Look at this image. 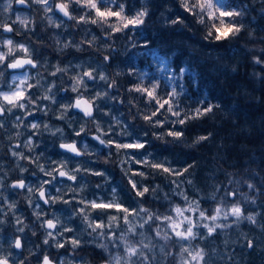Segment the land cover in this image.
<instances>
[{"label": "clouds", "instance_id": "obj_1", "mask_svg": "<svg viewBox=\"0 0 264 264\" xmlns=\"http://www.w3.org/2000/svg\"><path fill=\"white\" fill-rule=\"evenodd\" d=\"M175 5L187 18L165 5L150 20L129 0H0V264H208L200 228L255 225L245 208L264 188V159L200 130L220 105L117 57L136 46L134 31L178 27L243 49L253 88H264V32L239 0Z\"/></svg>", "mask_w": 264, "mask_h": 264}, {"label": "trees", "instance_id": "obj_2", "mask_svg": "<svg viewBox=\"0 0 264 264\" xmlns=\"http://www.w3.org/2000/svg\"><path fill=\"white\" fill-rule=\"evenodd\" d=\"M146 2L151 9L150 20H153L160 3L158 0H146ZM171 2H175V0H171ZM219 2L234 5L236 0H219ZM239 3L249 5L247 9L250 12L249 22L256 27L258 32H264V16H261L257 11L261 6V0H257L255 7L251 6V0H239ZM129 4L135 7L137 0H129ZM175 9V15L187 18L186 14L178 7ZM151 28L150 24L149 29ZM149 29L137 30L142 41L145 42L137 45V39H135L136 46L133 48L134 50L146 48L147 53H136L138 57L135 63L128 67L137 69L145 79H160L165 86L178 88L194 101L203 100L205 104L208 101L219 104L220 108L216 110L215 120L205 123L202 128L210 127L212 131L213 128L218 129L221 140L226 145H234L236 149H239L238 155L257 152L263 159L264 88H253L252 77L249 74L246 60L243 58V49H239L242 57L238 58L240 62L239 65H236L235 73L223 72L226 75L218 79L210 74L211 69L207 61L195 59L192 55L200 47L206 52L216 54L218 58L224 59L231 66L233 60H230V52L238 47L228 46L225 43L206 44L187 33V39L194 49L189 51V47H187L185 54L190 52L191 56L185 59L182 50L184 46L172 44L164 48L161 47L164 46L163 44L155 42V34L159 32L167 38L169 36L167 32L173 29ZM137 33L132 32L133 35ZM164 41L167 40L164 39ZM228 74L229 76H227ZM234 116L239 119L234 120Z\"/></svg>", "mask_w": 264, "mask_h": 264}, {"label": "rangeland", "instance_id": "obj_3", "mask_svg": "<svg viewBox=\"0 0 264 264\" xmlns=\"http://www.w3.org/2000/svg\"><path fill=\"white\" fill-rule=\"evenodd\" d=\"M159 1V9L155 13V17L158 16L161 12L166 11L165 5H168L172 8V12L168 13L169 18H171L172 15H175V2H171V0H158ZM171 2V3H170ZM137 33V31H134ZM134 39H137V45L144 43L145 41H142V37L139 33L136 35H133L130 33ZM167 35H169L167 38L164 36V34L157 33L155 34V42L157 41L159 44H163L164 48H167L168 46L172 44H176L178 46H184L182 50L185 52L187 51V47H189V51H192L194 49V46L191 45L189 40L187 39V33L178 27L176 29L170 30L167 32ZM164 39L167 41L165 42ZM181 49V48H180ZM145 52L146 48L140 49V50H134L133 47L128 45H122L121 51L117 57L118 62L122 67L125 69H128V66H131L135 63V60L137 59L136 53ZM149 52V51H148ZM191 56V53L188 52V54H185V59L189 58ZM195 59L199 60H205L208 62V66L210 69L216 73H223V72H230L232 73V67L233 65H239L240 60L239 57H242L241 51L237 48L233 49L230 52V60H233V64H228L227 61L224 59L218 58L216 54H211L209 52H206L202 48H198L197 52L195 51V54L192 55ZM207 58V59H206ZM220 59V60H219ZM222 60V61H221ZM189 190L190 195H195V188L193 186H187ZM207 206V205H205ZM256 212H260L261 208H256ZM246 223V224H245ZM245 224V225H244ZM243 233V236L241 235ZM247 235L248 238L255 237L257 240L264 239V236L261 235V232L258 228H256L254 225H250L248 222H244L240 225V227L233 228L227 232L226 235H221L218 240L214 242V246L217 247L218 252L221 254L220 257H214V261L216 264H225V260H227V257L224 256V253L226 252H232L233 258L236 261V264H264V243L260 245L259 248H257L256 251H252L250 249L243 248V245L245 243L244 236ZM225 240L228 241L227 244H225ZM235 241V243L233 242Z\"/></svg>", "mask_w": 264, "mask_h": 264}, {"label": "snow or ice", "instance_id": "obj_4", "mask_svg": "<svg viewBox=\"0 0 264 264\" xmlns=\"http://www.w3.org/2000/svg\"><path fill=\"white\" fill-rule=\"evenodd\" d=\"M261 3H264V0H261ZM137 6L140 7V8H145V7H149V4L146 2V0H137ZM201 6L202 7L204 6L203 3H202ZM116 15H119V13H116ZM220 15L222 17L227 18V17H230L232 15V13L231 12L222 11L220 13ZM136 24H137V21L136 20H129V22H128V25L129 26H132L133 28L136 26ZM217 31L219 32L220 29H217ZM235 183L239 187L242 182L236 181ZM221 191L222 192H228V191H230L233 194L232 195V198L233 199H235L239 195V192L237 191L236 188H229L228 190H225V189L222 188ZM258 201H259V204L256 203L255 206L260 207L261 208V211L257 213L256 223H255L254 226L256 228H258L260 230V232H261V235L264 236V188H261L260 189V198H259ZM242 202H245L246 203L247 202V198L245 197ZM252 206L253 205L249 204L245 208V211L251 210V211L255 212V208L252 207ZM219 211H220L219 208H217L216 209V212L219 213ZM177 213L180 214V210L179 209H177ZM199 215L201 217H204L205 216L204 213H200ZM207 216L212 217L211 210H209V212L207 213ZM213 218H215V217H213ZM194 219H195V217H194ZM249 224L250 225H253L251 223H249ZM209 231H211V229H209ZM198 233H199V236L200 237H203L204 238V246L208 249V252H209L208 257H206V260H207L208 264H216V262L214 261L213 256H212L213 250H215V251L218 252L217 247L214 246V242L216 240H218L221 235H226L227 232H225V231H223L221 229H217L215 235H211L210 236V235H208L205 232L204 228H200L198 230ZM2 235L3 234L0 233V243L3 242L2 241ZM176 235L179 236L180 233H176ZM184 243H189V242L185 240ZM227 243H228V241L225 240V244H227ZM262 243H264V239L257 240L255 237H253V238L250 239V238L247 237V235H245V243L243 245V248L250 249L252 251H256L257 248H259ZM173 245L175 246V239L173 240ZM262 250H264V249H262ZM227 264H236V261L234 260L233 256L230 257V258H228Z\"/></svg>", "mask_w": 264, "mask_h": 264}, {"label": "bare ground", "instance_id": "obj_5", "mask_svg": "<svg viewBox=\"0 0 264 264\" xmlns=\"http://www.w3.org/2000/svg\"><path fill=\"white\" fill-rule=\"evenodd\" d=\"M230 74H231V71L229 72ZM233 73V72H232ZM210 74H212L213 76H215V77H217L218 79H220L221 77H223L224 75H226V74H224V73H216V72H214V71H210ZM227 76H229V74L227 75ZM201 131H208V130H211L210 129V127L208 128V127H204V128H201L200 129ZM212 131V130H211ZM213 133H214V139L215 140H217V141H219V140H221L222 138H221V135H220V131L218 130V129H216V128H213ZM249 155H251V158L253 159V160H260L261 159V157H260V155L257 153V152H252V153H250ZM188 159H189V161L191 160V159H194V157H192V156H189L188 157ZM264 159V158H263ZM201 175V172L200 171H197V173H196V176L197 177H199ZM190 178H193V177H190ZM194 188H195V191L198 189V187H199V185L198 184H195L194 183V186H193ZM196 193V192H195ZM258 204H259V202H258ZM252 207H256V208H260V207H258V206H252ZM246 224V223H245ZM244 224V225H245Z\"/></svg>", "mask_w": 264, "mask_h": 264}]
</instances>
